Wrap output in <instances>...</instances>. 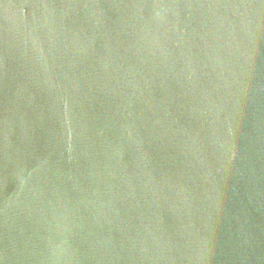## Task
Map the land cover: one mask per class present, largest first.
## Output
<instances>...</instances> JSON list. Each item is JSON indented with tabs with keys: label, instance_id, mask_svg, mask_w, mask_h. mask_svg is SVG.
<instances>
[{
	"label": "water",
	"instance_id": "95a60500",
	"mask_svg": "<svg viewBox=\"0 0 264 264\" xmlns=\"http://www.w3.org/2000/svg\"><path fill=\"white\" fill-rule=\"evenodd\" d=\"M0 264H264V0H0Z\"/></svg>",
	"mask_w": 264,
	"mask_h": 264
}]
</instances>
